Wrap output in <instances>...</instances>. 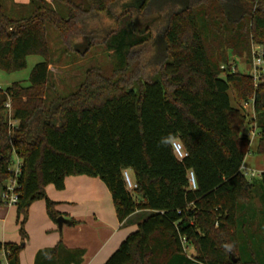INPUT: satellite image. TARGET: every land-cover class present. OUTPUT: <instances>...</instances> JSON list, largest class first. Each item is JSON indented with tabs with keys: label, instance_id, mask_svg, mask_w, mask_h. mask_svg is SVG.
Masks as SVG:
<instances>
[{
	"label": "trees",
	"instance_id": "trees-1",
	"mask_svg": "<svg viewBox=\"0 0 264 264\" xmlns=\"http://www.w3.org/2000/svg\"><path fill=\"white\" fill-rule=\"evenodd\" d=\"M52 1L30 0L29 15L15 17L0 4V68L17 71L30 54L43 57L28 84L15 81L0 90V204L13 151L23 158L16 204L21 241L0 242V262L4 251L9 264H20L34 201L44 199L57 221V202L46 186L61 190L66 176L83 174L105 183L120 221L148 211L103 264H264V170L250 178L243 168L252 141L243 132L244 102L252 101L259 133L255 151L264 154V81L256 84L252 73L234 69L232 62L251 61L254 44L264 49V0H144L143 14L154 12L163 20L158 70L147 79L115 77L124 73L134 49L150 39L130 18L106 39L116 57L114 75L91 68L76 90L61 94L53 88L51 95L48 24L67 42L88 13L109 4ZM8 95L19 120L13 132L4 109ZM170 133L190 153L183 161L159 144ZM224 244L233 250L227 252ZM82 255V249L59 241L39 250L36 264L78 263Z\"/></svg>",
	"mask_w": 264,
	"mask_h": 264
},
{
	"label": "rangeland",
	"instance_id": "rangeland-1",
	"mask_svg": "<svg viewBox=\"0 0 264 264\" xmlns=\"http://www.w3.org/2000/svg\"><path fill=\"white\" fill-rule=\"evenodd\" d=\"M30 0L19 3L16 0H0V4L6 7L11 16L23 12L29 15L31 10ZM52 1V0H49ZM82 2L84 0H76ZM109 0V4L103 11H93L83 18L81 31L69 41L64 42L55 26L48 24V44L51 50L50 61V82L48 93L52 95L53 88L61 94H68L78 88L86 77V72L91 68H99L105 74L114 75L116 57L114 51L106 45V39L113 30L121 28L130 18L135 21L137 30L149 33V41L135 48L130 56L128 66H124V73H117L115 77L121 75H132L131 77L147 79L149 74H153L160 66V56L164 43L163 20L157 17V13L152 12L148 17L143 14L144 0ZM159 4L164 0H156ZM52 6L61 13H64L63 5L57 1L51 2ZM139 8V9H138ZM139 10V12H138ZM43 60L39 54H30L27 57L26 67L23 69L7 72L0 68V88L6 89L15 81L23 84L29 83V76L34 65ZM233 68L244 73H251L250 60L246 57H236L232 60ZM264 80V78H263ZM233 104L235 101V90L230 89ZM252 101L244 102L243 110L248 115V121L243 132L248 133L251 139L250 149L244 161V170L250 178L259 177L264 170V154L255 151L258 139V129H256ZM254 172V174H252ZM258 204V201H255ZM190 251V250H189ZM235 255V254H234Z\"/></svg>",
	"mask_w": 264,
	"mask_h": 264
},
{
	"label": "crops",
	"instance_id": "crops-1",
	"mask_svg": "<svg viewBox=\"0 0 264 264\" xmlns=\"http://www.w3.org/2000/svg\"><path fill=\"white\" fill-rule=\"evenodd\" d=\"M46 192L57 202L60 215L69 221L60 229L57 221L49 217L45 200L34 201L25 224L28 238L20 252V264H36L38 251L55 247L59 241L68 249L83 250L80 262L67 264H103L128 234L138 228L140 218L148 212L137 210L120 221L112 194L99 177L69 175L64 189L49 184ZM17 217L16 205L0 204V242L21 241ZM72 219L76 221L74 224L70 222Z\"/></svg>",
	"mask_w": 264,
	"mask_h": 264
},
{
	"label": "built area",
	"instance_id": "built-area-1",
	"mask_svg": "<svg viewBox=\"0 0 264 264\" xmlns=\"http://www.w3.org/2000/svg\"><path fill=\"white\" fill-rule=\"evenodd\" d=\"M258 0H255L257 2ZM252 57H251V67H252V75L255 78L256 84H259L261 81H264V49L263 46L260 44H254L252 46ZM0 90L5 91V89L0 88ZM5 109V115L8 122V127L10 132H13V130L17 129L19 127V120L14 117V108L12 105V99L8 95V99L6 100L4 104ZM22 166H23V158L19 152L16 150L13 151V155L10 161L9 165V172L10 175L8 179L6 180L5 187L1 193V198L3 203L8 205H16L19 200V189H20V183L19 178L22 172ZM244 168V166H243ZM193 171H189V181L191 178V173ZM245 173L248 175V173L245 171ZM254 174V172H252ZM125 179L128 184V187L130 189L134 188L136 184L132 180L130 174L128 171H124ZM195 179V183H196ZM191 184V183H190ZM191 188L192 184H191ZM196 188V187H195ZM2 260L0 264H9L4 251L1 253Z\"/></svg>",
	"mask_w": 264,
	"mask_h": 264
},
{
	"label": "clouds",
	"instance_id": "clouds-1",
	"mask_svg": "<svg viewBox=\"0 0 264 264\" xmlns=\"http://www.w3.org/2000/svg\"><path fill=\"white\" fill-rule=\"evenodd\" d=\"M159 144L160 146L169 147L172 150L173 156L179 161H183L190 155V153L186 150L183 141L179 137L171 133L167 136L161 137ZM190 183L192 184L193 188L197 186L195 183L194 171L191 173ZM223 247L227 252H231L233 250L234 245L224 244Z\"/></svg>",
	"mask_w": 264,
	"mask_h": 264
},
{
	"label": "water",
	"instance_id": "water-1",
	"mask_svg": "<svg viewBox=\"0 0 264 264\" xmlns=\"http://www.w3.org/2000/svg\"><path fill=\"white\" fill-rule=\"evenodd\" d=\"M69 220L63 216V215H59L57 217V223H58V227L61 229L63 227V224L68 222Z\"/></svg>",
	"mask_w": 264,
	"mask_h": 264
}]
</instances>
